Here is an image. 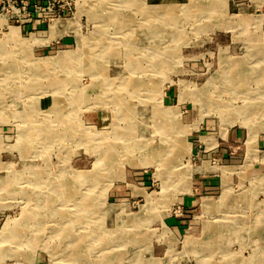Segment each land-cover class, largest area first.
Wrapping results in <instances>:
<instances>
[{"label": "rangeland", "instance_id": "obj_1", "mask_svg": "<svg viewBox=\"0 0 264 264\" xmlns=\"http://www.w3.org/2000/svg\"><path fill=\"white\" fill-rule=\"evenodd\" d=\"M263 14L264 0H77L48 27L0 17V264H264ZM55 21L72 27L51 35ZM238 127V166L197 155ZM197 174L220 186L178 235Z\"/></svg>", "mask_w": 264, "mask_h": 264}, {"label": "crops", "instance_id": "obj_2", "mask_svg": "<svg viewBox=\"0 0 264 264\" xmlns=\"http://www.w3.org/2000/svg\"><path fill=\"white\" fill-rule=\"evenodd\" d=\"M261 16L264 17V14ZM31 28L32 26L29 25V26L20 28V30L23 29L25 31L26 29H31ZM38 28L40 27L38 26ZM246 134L247 132L244 133L241 127H238V128H233L232 130H230L227 136L226 134L224 136H221L223 138V139L219 138L221 142L215 138H212L214 139V142L208 141V140H211V138L210 139L203 138L205 139L204 140L205 142L203 143V148L197 152V155L200 158H205V159L210 160L213 165L216 164L215 163L216 161L218 163L219 162L222 163L224 166H231V167H233L234 165L238 166L237 163L239 161L238 160L239 155H237L236 152H238L237 150L240 149V146H239L240 143L244 141V145H245L246 138H247ZM261 143L262 142L260 140L258 141V143H256L258 145L257 146L258 151H260L259 148L262 147ZM263 153H264L263 151L260 152V157ZM245 154H246V151H245ZM256 167L257 166H254L252 167V169H256ZM217 176L218 175L216 174L208 175V176H201L197 174V175L192 176L191 190L189 193L180 196L178 206H177V209L179 210L182 217H180L181 215L180 216L175 215L174 217H171V219L169 220V226L173 233L176 232L178 235H180L179 232L184 227V224L186 223L184 219L186 218V215H183V214L191 213L192 211H194L193 209L195 208L196 204L200 203V201L204 197L209 198L206 196H212L214 193H216V191L219 189V186H220V179H219L220 177L218 178ZM41 263H42V257H38L36 264H41Z\"/></svg>", "mask_w": 264, "mask_h": 264}, {"label": "built area", "instance_id": "obj_3", "mask_svg": "<svg viewBox=\"0 0 264 264\" xmlns=\"http://www.w3.org/2000/svg\"><path fill=\"white\" fill-rule=\"evenodd\" d=\"M77 0H0V17L19 29L48 25L75 11Z\"/></svg>", "mask_w": 264, "mask_h": 264}, {"label": "bare ground", "instance_id": "obj_4", "mask_svg": "<svg viewBox=\"0 0 264 264\" xmlns=\"http://www.w3.org/2000/svg\"><path fill=\"white\" fill-rule=\"evenodd\" d=\"M160 6V5H159ZM170 6V5H169ZM198 8H200V6L198 5ZM146 9V8H145ZM142 12H143V10H141ZM158 11V10H157ZM144 12H146V11H144ZM152 13V12H151ZM154 13H155V11H154ZM118 18V17H117ZM55 20H57V19H55ZM54 21V20H53ZM130 21V20H129ZM155 21H157V20H155ZM117 22V21H116ZM160 22V21H159ZM119 23V22H118ZM67 25V24H66ZM70 24H68V26H64L60 21H55L54 23H52L51 24V26H50V31H49V33L52 35V34H54V32H56V31H58V32H60V31H66L67 29L68 30H70L71 29V25L69 26ZM116 25V24H115ZM49 26V25H48ZM119 27V26H118ZM166 26H164V28H165ZM168 28V27H167ZM166 28V29H167ZM152 29V28H151ZM161 29V28H160ZM19 32V31H18ZM167 33V32H166ZM15 34V33H14ZM31 35H32V33H31ZM144 35H145V32H144ZM150 37V36H149ZM32 39V41H33V38H31ZM79 40V39H78ZM63 53V52H62ZM64 56V55H63ZM59 59H60V56L58 57ZM63 58V57H62ZM262 65V64H261ZM261 67V66H260ZM254 79V78H253ZM252 79V80H253ZM109 81V80H108ZM106 82V81H105ZM106 91V90H105ZM134 91V90H133ZM111 93V92H110ZM104 96V95H103ZM120 97V96H119ZM117 100V99H116ZM115 101V100H114ZM146 104V103H145ZM111 105H113V104H111ZM127 106V105H126ZM134 106V105H133ZM146 105H144V107H145ZM115 107V106H114ZM113 107V108H114ZM143 107V108H144ZM146 109V108H145ZM148 109V108H147ZM116 111H114V113H115V115L117 114V115H119V119H120V116H122L123 115V113H127L129 110L127 109V108H125L124 107V105H122L121 107H118V108H116L115 109ZM133 112L131 113V115L133 114V115H135V111L134 110H132ZM139 112V111H138ZM137 112V113H138ZM256 113L255 114H259L257 111H255ZM136 113V114H137ZM130 114V113H129ZM251 115V114H250ZM113 116H114V114H113ZM143 116V115H142ZM253 116H255V115H252L251 117H253ZM117 117V116H116ZM123 117H124V115H123ZM148 117H150V116H148ZM250 117V116H249ZM248 117V118H249ZM118 118V117H117ZM129 118L131 119V121H132V117L131 116H129ZM118 119V120H119ZM123 119V118H122ZM250 119V118H249ZM121 120V119H120ZM122 121V120H121ZM127 121H129V120H127ZM133 124V123H132ZM252 124V123H251ZM116 125H114V127H115ZM113 127V126H112ZM118 127V126H117ZM252 127V126H251ZM129 129V128H128ZM129 130H131V129H129ZM119 131V130H118ZM250 131V130H249ZM252 132V131H251ZM132 133V132H131ZM127 134V133H126ZM131 135V134H130ZM248 135H250L249 133H248ZM247 135V136H248ZM248 139V138H247ZM138 145V144H137ZM251 145V144H250ZM126 148V147H125ZM140 149H141V147H140ZM250 149V148H249ZM157 151H158V149L157 148H154L153 147V149H152V152H155V153H153V157H155V156H157ZM108 153V152H107ZM139 154H141V153H139ZM151 156V157H152ZM151 157H149V158H151ZM153 157H152V159H153ZM113 158V157H112ZM147 159V158H146ZM112 160V159H111ZM115 161V160H114ZM75 184V183H74ZM42 195V194H41ZM87 203V202H86ZM75 206V205H74ZM51 210V209H50ZM58 214V213H57ZM75 215V214H74ZM60 217V216H59ZM67 219V218H66ZM247 225H249V224H245V225H243V226H247ZM67 226V225H66ZM243 226H241V227H239L238 228V226H237V224H235L233 227H231L230 226V232L231 231H233L234 233L236 232H239L241 229H244L243 228ZM248 228V227H247ZM209 229V228H208ZM238 229H239V231H238ZM251 229V228H250ZM250 229H244V230H241V231H245L246 232V234H247V236H250V235H255L257 238H258V234H261L262 232L261 231H259V229H255V228H253V230H251L250 231ZM261 229V228H260ZM70 230V229H69ZM218 231V230H217ZM2 232V231H1ZM4 233V232H3ZM214 235H219V231L216 233V232H214L213 233ZM2 235V234H1ZM262 236V235H261ZM213 238V240H215V239H217L218 241H222L223 239H222V236H217V237H212ZM248 239H250V238H248ZM248 242V241H247ZM250 242V241H249ZM216 243V242H215ZM246 245H247V243H246ZM251 246V245H250ZM200 249H201V247H200ZM203 249V248H202ZM261 250V249H260ZM258 252V251H257ZM256 253V252H255ZM259 255V254H258Z\"/></svg>", "mask_w": 264, "mask_h": 264}]
</instances>
